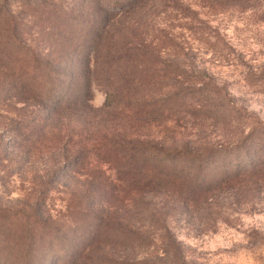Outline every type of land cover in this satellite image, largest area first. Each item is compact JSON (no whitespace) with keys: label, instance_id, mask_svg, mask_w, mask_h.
<instances>
[{"label":"rangeland","instance_id":"rangeland-1","mask_svg":"<svg viewBox=\"0 0 264 264\" xmlns=\"http://www.w3.org/2000/svg\"><path fill=\"white\" fill-rule=\"evenodd\" d=\"M18 1L6 9L23 30L0 20V264H142L161 261L171 244L187 264H264V147H251L261 159L254 173L208 194L210 215L205 197L187 204L177 195L181 181L171 170L190 166L186 159H159L184 142L193 154L202 138L203 147H217L264 122V2L227 11L193 5L201 33L176 27L177 7L145 8L131 28L145 44L160 39L148 48L158 57L138 72L144 98L108 106L99 77L91 72L86 88L80 78L98 8L87 13L84 34L76 27L82 1L64 0L60 7L81 19L49 33ZM63 33L68 47L43 48V37ZM152 152L159 156L147 161ZM165 173L174 180L166 183Z\"/></svg>","mask_w":264,"mask_h":264},{"label":"trees","instance_id":"trees-1","mask_svg":"<svg viewBox=\"0 0 264 264\" xmlns=\"http://www.w3.org/2000/svg\"><path fill=\"white\" fill-rule=\"evenodd\" d=\"M83 7H85L82 12L83 15V25L77 26L80 33L86 34L88 27H91L88 18V12L93 11L100 12V23L96 22V28L93 31V36L90 41V57H86L85 61L82 63V72L80 78L82 81H88V77L91 72L96 74V77H99V82L102 83L107 91L106 105L110 106L112 101L117 99L127 100L129 106L135 105L131 101H139L144 97L139 92L138 86H143L144 80L140 79L138 72H142L145 68L149 67L150 64L154 61L156 54L148 52L151 41L156 38L155 45H157L160 37L156 36L150 40L148 44L144 43V32L138 33L131 28V23H135L137 20L141 19V14L145 8L154 7V6H171L176 8V15L173 16V19H176V27L180 30H186L189 33H201L206 30V27L200 25L202 21L197 18L196 11L192 10L193 5L210 7L213 9H220L221 11H227L228 8H232L235 5H244L243 8H250V6L258 5L257 0H195L186 3V0H81ZM264 2V0H260ZM259 1V2H260ZM19 7L22 9L20 13L23 15H30V18L33 17L32 25L36 23L44 26L50 32L55 29L60 33L62 30H65V20H68L72 24L75 22L79 23L78 16L75 13L69 14L68 10L61 8L64 0H59V5L52 2V0H20L18 1ZM257 2V3H256ZM8 0H3L2 5L0 6V20L3 18H8L12 22V32H17L18 28H21L20 21L16 22L10 18L12 15L9 14L6 6ZM61 6V7H60ZM260 6V17L264 18V7ZM118 8L117 11L115 9ZM168 8V7H166ZM38 10L37 14H34V11ZM115 11V12H114ZM110 12V13H108ZM135 12H138L137 14ZM86 14V15H85ZM81 15V16H82ZM144 15V14H142ZM8 16V17H5ZM111 19H113L111 21ZM195 21H198L194 23ZM90 24V25H89ZM22 26V30H23ZM84 27V31L82 30ZM4 28V26H2ZM21 30V31H22ZM91 30V28L89 29ZM216 36L219 33L216 29L211 30ZM156 33V32H154ZM160 35L168 37L169 35L163 34L162 31L159 32ZM207 34L210 32L207 31ZM177 35V34H176ZM161 36V37H162ZM158 37V40H157ZM45 43L43 48L48 49L50 54L56 53L52 52L53 49H56V46L62 45L61 48L68 47L64 45L70 39L66 33L61 34L60 38L51 39V37L46 36ZM178 38V35H177ZM183 42V41H182ZM20 43V42H19ZM23 43V42H22ZM183 44V43H182ZM180 43L178 48V53H176V64L178 65L180 59V53H183V46ZM60 48V49H61ZM213 49V48H212ZM157 49H155L156 51ZM160 51V50H157ZM69 59L67 58L65 64H63L68 70V62L72 58L71 53L68 54ZM158 55V54H157ZM76 57L80 56L76 54ZM158 57V56H157ZM156 57V58H157ZM84 58V56H83ZM37 57H35V60ZM78 61V60H77ZM80 66V65H79ZM177 70H182V68H177ZM59 74L60 71H56L52 68L48 70V74ZM64 73V72H63ZM62 73V74H63ZM61 74V75H62ZM69 79L72 80L74 77V72L69 73ZM86 79V80H85ZM211 82V81H210ZM84 87L90 86V81L88 83L83 82ZM133 109V108H132ZM264 122L256 121V126L252 127L247 133H242L241 135L229 136V139L225 143H219L216 146L203 147L204 140L203 138L198 141L197 149H194L197 152L193 154L190 151H187V142L182 143V147L177 149L176 152H173V155H162L160 161L162 163H167L171 159H178V163L181 158H185L188 164H182V168L179 171L178 168L171 170L179 179L180 186H178L177 195L180 198V201L183 203L197 199V201H204V209L210 215L213 213L215 206L213 203L207 200L208 194L212 190H220L225 188L227 184L231 181L239 180L243 174L254 173L257 169V165L261 164L260 157H257L256 153H253L251 150L252 146L256 144H261V147H264V142H261L260 138H256L258 135L264 136ZM205 148V149H204ZM258 148V147H257ZM203 149V150H202ZM259 149V148H258ZM199 151V152H198ZM253 153V154H250ZM228 154L227 159H222L217 161L218 156ZM235 156L232 158L231 156ZM159 156L158 153L152 152L150 156L147 157V161L152 159V157ZM79 158H73V162L78 163ZM170 170V169H169ZM160 171H164L162 168ZM177 171V174L176 172ZM173 175V174H172ZM176 179V178H175ZM176 179V181H177ZM166 183L171 182L174 178L169 177V174L165 173ZM178 182V181H177ZM224 186V187H223ZM251 187H248V190ZM236 195L239 192L236 190ZM211 198V197H210ZM220 199L216 196L212 199ZM211 199V200H212ZM196 201V202H197ZM210 208V210H208ZM161 261H150L144 260L142 264H187L185 255L182 253L181 249L178 246L166 245L162 249ZM61 254V253H60ZM174 256L173 260H169V256ZM57 255V254H56ZM141 262H138V264ZM120 264V263H116Z\"/></svg>","mask_w":264,"mask_h":264}]
</instances>
